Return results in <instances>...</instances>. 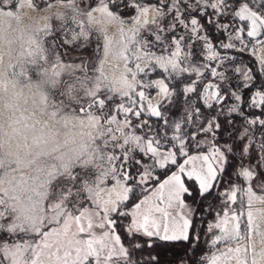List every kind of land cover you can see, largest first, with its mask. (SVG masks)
<instances>
[{
    "label": "snow or ice",
    "instance_id": "6c2138e0",
    "mask_svg": "<svg viewBox=\"0 0 264 264\" xmlns=\"http://www.w3.org/2000/svg\"><path fill=\"white\" fill-rule=\"evenodd\" d=\"M88 5L129 25L117 44L119 89L88 105L107 122V163L71 183L58 177L23 206L0 193V264H249L234 245L245 189L264 193V0ZM58 43L67 55L91 36L64 33ZM249 45L253 64L242 56ZM178 97L181 115L170 118ZM209 198L220 201L214 213ZM201 201L214 215L206 227Z\"/></svg>",
    "mask_w": 264,
    "mask_h": 264
},
{
    "label": "rangeland",
    "instance_id": "374dc122",
    "mask_svg": "<svg viewBox=\"0 0 264 264\" xmlns=\"http://www.w3.org/2000/svg\"><path fill=\"white\" fill-rule=\"evenodd\" d=\"M132 14L124 12L123 18L127 20ZM0 19L10 22L20 40L7 75L21 86H37L45 116L41 125L18 109L6 125L0 124V193L8 206H23L21 198L43 200L58 177L59 184H67L74 174L82 175L85 170L99 173L106 165L107 122L95 110L81 114L79 107L102 89H119L124 67L117 44L121 28L129 25L101 10H89L88 0H0ZM64 33H75L85 40L91 36V45L61 55L63 48L58 41ZM97 40L105 45L103 52ZM251 49L249 45L254 60ZM159 75L157 72L152 78ZM150 98L155 104V90H150ZM183 99L177 98L170 118L181 115ZM113 127L118 131V126ZM164 178L161 174V180ZM245 194L241 205L243 235L234 246L249 264H264V194L255 193L251 186Z\"/></svg>",
    "mask_w": 264,
    "mask_h": 264
},
{
    "label": "clouds",
    "instance_id": "9594fccd",
    "mask_svg": "<svg viewBox=\"0 0 264 264\" xmlns=\"http://www.w3.org/2000/svg\"><path fill=\"white\" fill-rule=\"evenodd\" d=\"M20 44L19 36L7 19H0V124H7L14 110L27 112L33 121L45 123L39 89L35 84L21 86L7 75L8 65L14 62L13 53Z\"/></svg>",
    "mask_w": 264,
    "mask_h": 264
},
{
    "label": "trees",
    "instance_id": "16d2710c",
    "mask_svg": "<svg viewBox=\"0 0 264 264\" xmlns=\"http://www.w3.org/2000/svg\"><path fill=\"white\" fill-rule=\"evenodd\" d=\"M141 1H143V0H141ZM243 57L247 58V60H249V62H250L249 64H253L254 63V60L252 59V57L249 54L244 53ZM235 164H236V162L233 161V166L229 167L228 170L224 173L223 182L219 185V188H220L221 191H224V190L227 189V186H228L227 185V181L229 179H233L234 180V177H232V173H233V168L235 167ZM251 187L253 189V186H251ZM213 191L215 192V190H213ZM254 192L256 193L257 191H254ZM261 194H264V193H261ZM209 199L211 200V206H212L213 213H214L215 210L217 209V207L219 206L220 201H219L218 198H216V199L209 198ZM205 207H206L205 202L201 201L200 202V211L204 212V226L206 227L207 222L214 219V215H213V213H209V212L205 211ZM197 216L198 217L200 216V212L199 211L197 212ZM202 249H203V245L201 246V250ZM162 255L165 256V257H169L171 255V253L165 251V252L162 253ZM144 259H147V257H144Z\"/></svg>",
    "mask_w": 264,
    "mask_h": 264
},
{
    "label": "water",
    "instance_id": "95a60500",
    "mask_svg": "<svg viewBox=\"0 0 264 264\" xmlns=\"http://www.w3.org/2000/svg\"><path fill=\"white\" fill-rule=\"evenodd\" d=\"M262 38H264V37H262ZM96 98L97 97L91 99V101L87 102V104L84 107H79L80 113L81 114H86L87 112H89L90 109L88 108V105L91 104V103H93Z\"/></svg>",
    "mask_w": 264,
    "mask_h": 264
},
{
    "label": "crops",
    "instance_id": "0c3cea01",
    "mask_svg": "<svg viewBox=\"0 0 264 264\" xmlns=\"http://www.w3.org/2000/svg\"><path fill=\"white\" fill-rule=\"evenodd\" d=\"M247 54H249V55L251 56L250 52H249V53H247Z\"/></svg>",
    "mask_w": 264,
    "mask_h": 264
},
{
    "label": "bare ground",
    "instance_id": "6f19581e",
    "mask_svg": "<svg viewBox=\"0 0 264 264\" xmlns=\"http://www.w3.org/2000/svg\"><path fill=\"white\" fill-rule=\"evenodd\" d=\"M149 15H151V13Z\"/></svg>",
    "mask_w": 264,
    "mask_h": 264
}]
</instances>
